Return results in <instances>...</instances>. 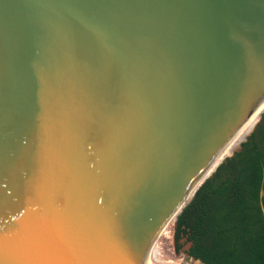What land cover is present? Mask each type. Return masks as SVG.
<instances>
[{"label": "water", "instance_id": "95a60500", "mask_svg": "<svg viewBox=\"0 0 264 264\" xmlns=\"http://www.w3.org/2000/svg\"><path fill=\"white\" fill-rule=\"evenodd\" d=\"M263 101L264 0H0V264H153Z\"/></svg>", "mask_w": 264, "mask_h": 264}, {"label": "trees", "instance_id": "16d2710c", "mask_svg": "<svg viewBox=\"0 0 264 264\" xmlns=\"http://www.w3.org/2000/svg\"><path fill=\"white\" fill-rule=\"evenodd\" d=\"M246 136L175 221V249L185 237L186 253L206 264H264V110Z\"/></svg>", "mask_w": 264, "mask_h": 264}, {"label": "bare ground", "instance_id": "6f19581e", "mask_svg": "<svg viewBox=\"0 0 264 264\" xmlns=\"http://www.w3.org/2000/svg\"><path fill=\"white\" fill-rule=\"evenodd\" d=\"M264 108V101L262 102V104H260V106L257 108V110L254 112V114L251 116V118L245 123V125L242 127V129L236 134V136L227 144V146L225 147V150L223 152L222 158L231 154L232 152H234L238 146L240 145L241 141L243 139H245L247 136V134H249L252 129L255 126V123L257 122L259 115L261 113V111ZM239 142V143H238ZM238 143V145H237ZM237 145V146H236ZM220 161V159L216 162V164L214 166H212V168L210 169V171L208 172L211 173L213 171V169L215 168V166L217 165V163ZM175 222V218H172L157 234V236L155 237L153 244L151 245V248L149 250V254L151 256L152 259V263L153 264H178L180 263L179 260H177L178 263H171L169 261H166L165 256L162 257L161 251L159 250L158 247H160L161 245V241L162 240H168L171 239V228L172 225ZM173 229V228H172ZM173 235V234H172ZM166 242V241H165ZM163 243V242H162ZM164 244V243H163ZM162 244V245H163ZM161 248V247H160ZM164 251V250H163ZM166 252V251H164ZM191 264H202L197 260H191Z\"/></svg>", "mask_w": 264, "mask_h": 264}, {"label": "rangeland", "instance_id": "374dc122", "mask_svg": "<svg viewBox=\"0 0 264 264\" xmlns=\"http://www.w3.org/2000/svg\"><path fill=\"white\" fill-rule=\"evenodd\" d=\"M263 110H264V108H263ZM262 111H261V113H262ZM174 226H175V222L172 225L173 229L171 228V232L173 234V235L171 234V239L162 240L161 245H160L161 248L160 247H158V248L163 253V255L169 260V262H171V263H178L177 260H179L180 263L191 264L190 257L185 256L186 250L189 247V242H186L185 237H182L178 240L179 249H177V250L175 249ZM163 250L166 252H164Z\"/></svg>", "mask_w": 264, "mask_h": 264}]
</instances>
